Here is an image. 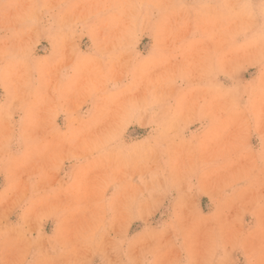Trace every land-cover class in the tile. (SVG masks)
<instances>
[{
  "label": "rangeland",
  "instance_id": "obj_1",
  "mask_svg": "<svg viewBox=\"0 0 264 264\" xmlns=\"http://www.w3.org/2000/svg\"><path fill=\"white\" fill-rule=\"evenodd\" d=\"M0 264H264V0H0Z\"/></svg>",
  "mask_w": 264,
  "mask_h": 264
}]
</instances>
